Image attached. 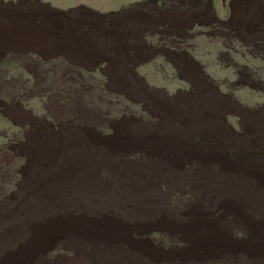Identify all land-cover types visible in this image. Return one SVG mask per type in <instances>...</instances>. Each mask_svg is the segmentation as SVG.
<instances>
[{
    "label": "rangeland",
    "instance_id": "374dc122",
    "mask_svg": "<svg viewBox=\"0 0 264 264\" xmlns=\"http://www.w3.org/2000/svg\"><path fill=\"white\" fill-rule=\"evenodd\" d=\"M0 264H264V0H0Z\"/></svg>",
    "mask_w": 264,
    "mask_h": 264
},
{
    "label": "bare ground",
    "instance_id": "6f19581e",
    "mask_svg": "<svg viewBox=\"0 0 264 264\" xmlns=\"http://www.w3.org/2000/svg\"><path fill=\"white\" fill-rule=\"evenodd\" d=\"M235 3H236V2H235ZM241 3H242V2H241ZM244 3H245V2H244ZM230 4H231V3H230ZM234 5H235V4H234ZM258 5H259V4H258ZM258 5H257V6H258ZM260 5H261V4H260ZM236 6H237V5H236ZM238 6H240V4H239ZM241 6H242V5H241ZM260 7H261V6H260ZM232 8H234V7H232ZM239 8H240V7H239ZM254 8H255V6H254ZM257 8H258V7H257ZM235 9H236V8H235ZM232 10H233V9H232ZM241 10H243V9H241ZM246 10H247V8H246ZM246 10H245V11H246ZM248 10H249V7H248ZM230 11H231V10H230ZM243 11H244V10H243ZM257 11H258V10H257ZM259 11H260V10H259ZM259 11H258V12H259ZM233 13H234V12H233ZM223 23H224V22H223Z\"/></svg>",
    "mask_w": 264,
    "mask_h": 264
}]
</instances>
